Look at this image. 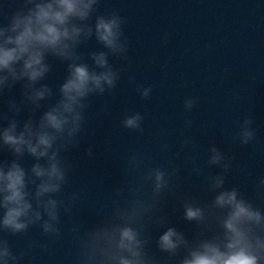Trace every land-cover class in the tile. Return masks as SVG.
Masks as SVG:
<instances>
[{
    "label": "clouds",
    "instance_id": "1",
    "mask_svg": "<svg viewBox=\"0 0 264 264\" xmlns=\"http://www.w3.org/2000/svg\"><path fill=\"white\" fill-rule=\"evenodd\" d=\"M100 3L5 0L0 4V17L6 20L0 23V97L19 86V99L12 96L6 108H0V153L12 157L0 159V264H22L37 249L47 251V241L63 235L62 214L71 215L80 201V192L65 191L72 171L66 153L78 148L88 131L90 99L118 86L122 69L110 57L126 60L130 46L125 17L118 11L101 13ZM93 38L105 50L81 52ZM50 57L67 66V75L55 89L45 82L53 70ZM129 80L135 83L134 76ZM136 91L147 100L153 87L138 84ZM198 102V97H187L185 111L191 112ZM25 112L27 118L21 119ZM145 119L146 113L125 110L120 124L143 135ZM254 124L250 116L238 121L233 142L252 144L257 135ZM191 126L192 121L186 120L185 128ZM157 147L163 154L172 146L160 136ZM195 148L192 138L184 137L177 159L183 155L185 166L189 165ZM87 154L94 155L91 147ZM29 157L33 163L26 168ZM207 157L205 166L190 171L204 177L210 199L180 198L183 220L194 226L191 237L171 225L166 215H157L166 196L176 195L180 166L174 160L151 163L144 151L133 150L127 157L126 178L112 189L98 213L100 219L72 229L71 264H264V176L252 181L249 197L238 187L226 186L233 170L251 175L246 166L234 169L233 158L215 144L209 146ZM211 168L221 171L212 174ZM152 224L166 227L154 237ZM34 227L45 241L29 239L23 251H15L8 237H27Z\"/></svg>",
    "mask_w": 264,
    "mask_h": 264
},
{
    "label": "water",
    "instance_id": "2",
    "mask_svg": "<svg viewBox=\"0 0 264 264\" xmlns=\"http://www.w3.org/2000/svg\"><path fill=\"white\" fill-rule=\"evenodd\" d=\"M4 2L0 0V4ZM99 11H118L126 19L127 59L110 57L122 69L121 79L113 92L90 99L88 131L79 147L66 153L72 171L65 191L80 192L81 198L71 215L62 214L61 239L47 241V251L37 249L22 264H71L75 251L72 229L100 219L98 213L108 203L112 189L126 178L127 157L133 150L144 151L151 163L174 160L180 166L176 195L166 196L157 215H166L171 225L190 237L194 226L183 220L180 198L210 199L204 177L190 171L205 166L210 145L233 158L234 169L246 166L251 174L233 170L227 174V187H238L252 197V181L264 176V0H101ZM0 23H6L4 17ZM101 50L105 49L95 38L80 48L85 54ZM49 62L53 70L45 82L55 89L67 75V66L51 57ZM138 84L153 87L149 99L140 97ZM12 96L19 99V86L0 97V108H6ZM187 97L199 98L191 112L184 109ZM51 102L54 99L44 103ZM125 110L146 113L143 135L122 128ZM27 115L23 113L21 119ZM249 116L255 121L257 135L252 144L243 146L232 137L238 121ZM186 120L192 121L187 129ZM160 136L172 146L168 153H160L157 147ZM184 137H191L196 145L194 160L187 166L183 155L176 157ZM89 147L92 157L87 154ZM5 158L11 159V154L0 153V159ZM32 163L26 158L24 166L30 168ZM208 171L217 174L221 170ZM165 227L152 224L150 231L155 237ZM8 238L17 252L26 248L29 239L45 241L35 227L27 237Z\"/></svg>",
    "mask_w": 264,
    "mask_h": 264
}]
</instances>
